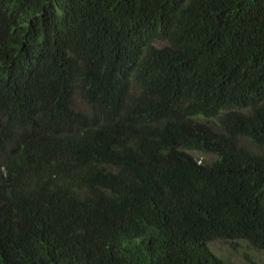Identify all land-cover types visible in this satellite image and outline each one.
<instances>
[{"label": "trees", "instance_id": "1", "mask_svg": "<svg viewBox=\"0 0 264 264\" xmlns=\"http://www.w3.org/2000/svg\"><path fill=\"white\" fill-rule=\"evenodd\" d=\"M216 241L264 251V0H0V264Z\"/></svg>", "mask_w": 264, "mask_h": 264}, {"label": "rangeland", "instance_id": "2", "mask_svg": "<svg viewBox=\"0 0 264 264\" xmlns=\"http://www.w3.org/2000/svg\"><path fill=\"white\" fill-rule=\"evenodd\" d=\"M211 248L218 256L228 258L235 264H249L248 259L264 264V251L253 250L245 241H239L235 245L216 241L211 244Z\"/></svg>", "mask_w": 264, "mask_h": 264}]
</instances>
